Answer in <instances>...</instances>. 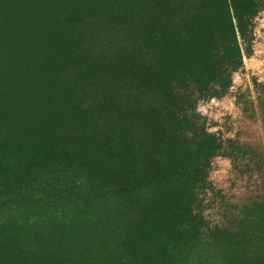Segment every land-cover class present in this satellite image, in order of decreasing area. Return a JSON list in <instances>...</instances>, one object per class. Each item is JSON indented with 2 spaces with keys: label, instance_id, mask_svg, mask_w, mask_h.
Segmentation results:
<instances>
[{
  "label": "rangeland",
  "instance_id": "obj_1",
  "mask_svg": "<svg viewBox=\"0 0 264 264\" xmlns=\"http://www.w3.org/2000/svg\"><path fill=\"white\" fill-rule=\"evenodd\" d=\"M79 1L86 16L100 9L94 0ZM16 5L27 24L30 3L17 0ZM128 9L118 21L136 55H109L106 27L94 23L73 36V50L78 44L87 47L82 82L73 89L75 79L79 82L73 74L53 85L69 108L88 107L84 117L95 122L94 134L87 126L72 127L65 133L73 134L72 147L51 149L43 138L33 143L57 180L84 175L99 191L112 183L115 190L99 195L103 200L79 198L76 191L71 197L54 194L43 207H34L10 194L19 198L36 191V172L4 164L0 264L22 261L16 236L20 218L39 221L65 209L98 219L92 233L78 240L86 249L83 264H100L102 248L120 254L122 264H264V0H129ZM236 16L251 36L240 65L225 45L231 33L238 34ZM47 37L41 35V42ZM56 56L47 69L54 68ZM42 89L33 90L44 103ZM174 93L192 102L182 122L174 115ZM180 131L198 140L199 151L178 141ZM217 145L226 147L221 155V149L213 150ZM193 167L204 174L188 176ZM113 177H129L139 187L123 192ZM116 217L122 230L116 231ZM40 228H33L31 240L53 241L51 254L66 259L65 230L50 238ZM39 244L34 243L35 252ZM176 252L183 254L181 260Z\"/></svg>",
  "mask_w": 264,
  "mask_h": 264
},
{
  "label": "trees",
  "instance_id": "obj_2",
  "mask_svg": "<svg viewBox=\"0 0 264 264\" xmlns=\"http://www.w3.org/2000/svg\"><path fill=\"white\" fill-rule=\"evenodd\" d=\"M22 1L29 2L33 10V15L27 24L21 21V8L16 5L17 0H0V169L4 168V164L16 165L19 163L17 168L22 171L36 172L39 184L37 190L30 193L31 195L22 194L19 198L15 193L10 195L17 200L23 199L26 203L33 204L34 207H43L48 196L63 194L66 197H71L69 192L73 191L80 194L79 198L92 197L103 200L99 195L112 193L115 190L113 183L105 188L106 192H103L97 190L95 183L84 175L75 177L71 181L57 180L54 169L41 157L33 147V143H35L34 140L43 138L47 140L51 149L72 147L75 144L68 142V139H73V134L65 136L68 131L72 132V127L75 130L90 127L94 134L95 122H89L84 117L89 112L88 107L84 105L69 108L63 98L57 96L55 90L57 87L53 85L59 78L64 81L73 74L79 78V82L76 79L73 82V89H75L76 83L82 82L80 74L85 72V63L83 62H86L87 47L78 44L73 50V36L79 29L89 27L94 23H98L100 27H106L102 33L109 48V55L118 51H123L118 56L131 55L134 57L136 55V45L125 38L128 31L119 26L118 21L120 17L128 13L129 0L125 2L94 0L97 5H100V9L98 12L92 10L89 16L85 15L84 3L79 0ZM92 8L94 9V7ZM252 18L254 17H251V20ZM243 21L250 24L249 19ZM235 25V27L238 26V34L231 33L229 41L225 45L227 54L232 55L236 64L239 61L238 65H240V57H246L248 54L247 45L251 36L245 30V26L241 25L237 16ZM54 29H56L55 32ZM41 35L43 38L47 36L53 38L47 37V40L42 43ZM56 54L54 68L47 69L46 65L50 57ZM42 55L43 57H41ZM69 63H71L69 68H65ZM12 74H14V78L7 76ZM41 87L43 88L44 103L39 98V91L34 92L33 90L41 89ZM171 102L175 107L174 115L182 122L186 108L192 102L189 97L180 93H174L171 96ZM65 126L69 127L65 128ZM181 130L187 131L186 127ZM177 138L179 142L190 144L188 146L190 150L197 144L195 141H198L194 140V137L188 136L187 132L182 133L181 131ZM200 148L196 145L195 152ZM220 149L219 145L216 148L213 147L216 153H219ZM225 149L226 147L221 149L220 155ZM187 171L188 169L184 170L182 174H186ZM156 173L159 174L158 171ZM202 174H204V170L197 168L194 172V167L188 172V176L195 179L201 177ZM113 179L117 181V184L118 182L122 183L123 192L130 188H138L140 183L138 182L134 186L129 177H125L123 180H117L114 177ZM91 194L94 195L91 196ZM112 198H116V196L113 195ZM65 210L63 213L49 215L39 221L25 217L18 220L16 236L19 238L20 246L17 253L22 258L19 264H83L84 259L81 253L86 249L80 245L78 240L92 233L90 229L95 217L90 219L85 216H74L70 213L71 211ZM104 220L105 222L109 221L108 218ZM114 220H116V231L122 230L121 220L117 217ZM37 226H41L39 230L50 232V238L57 232L65 230L67 238L70 239L66 259L60 260L59 255L51 254L55 245L53 241H48L45 244L31 240L32 230ZM125 233L127 234V232ZM106 237L107 235L104 234L103 238ZM34 243H41L38 246L41 249L37 252H35ZM42 244L45 246L42 247ZM102 249L105 251L100 254V264H114L118 258H121L117 252L109 251L112 250L111 248L109 250ZM121 256L123 257L122 254ZM176 258L181 260L183 254L176 252ZM123 260L121 258L120 264L123 263Z\"/></svg>",
  "mask_w": 264,
  "mask_h": 264
}]
</instances>
